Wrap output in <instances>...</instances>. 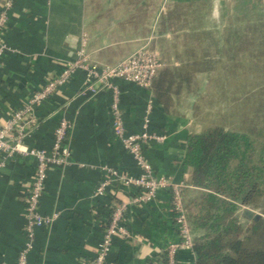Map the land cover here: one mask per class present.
<instances>
[{"label":"crops","instance_id":"0c3cea01","mask_svg":"<svg viewBox=\"0 0 264 264\" xmlns=\"http://www.w3.org/2000/svg\"><path fill=\"white\" fill-rule=\"evenodd\" d=\"M4 2L0 0V8ZM95 6L88 0H15L2 36L11 51L0 58V124L22 107L32 92L57 76L76 57L83 42L90 59L100 64L132 52L149 38L164 63L160 71L185 63L178 55L184 48L167 53L157 45L154 34L139 37L135 31L130 34L117 28L114 19L104 22ZM166 35L163 32L158 37ZM196 74L200 76V72ZM113 81L120 91L119 106L129 132L141 130L146 105H152L150 128L164 135L144 148L154 172L183 185V201L197 196L199 190L189 184L191 168L184 163L187 138L198 133L195 94L184 90L171 95L166 110L151 88L122 79ZM61 119L72 124L68 134L70 162L50 166L39 203L41 213L57 212L58 217L36 228L28 264H90L113 208L128 201L134 192L112 183L102 196H94L104 177L102 167L140 173L129 150L113 133L110 91L87 89L81 69L34 108L32 127L23 145L49 148ZM0 162V264H15L25 243V200L36 160L21 155L4 159L0 154ZM169 207L168 189L158 191L147 204L128 205L122 223L130 236L114 237L105 264H164L165 247L179 240ZM176 264H195L193 249H179Z\"/></svg>","mask_w":264,"mask_h":264},{"label":"rangeland","instance_id":"374dc122","mask_svg":"<svg viewBox=\"0 0 264 264\" xmlns=\"http://www.w3.org/2000/svg\"><path fill=\"white\" fill-rule=\"evenodd\" d=\"M90 2L104 22L114 19L117 28L139 37L154 34L167 53L184 48L179 68L191 69L197 132L215 124L264 132V0ZM163 32L166 37H158ZM252 210L263 215L261 208Z\"/></svg>","mask_w":264,"mask_h":264},{"label":"built area","instance_id":"2783aa9c","mask_svg":"<svg viewBox=\"0 0 264 264\" xmlns=\"http://www.w3.org/2000/svg\"><path fill=\"white\" fill-rule=\"evenodd\" d=\"M15 0H5L0 8V58L11 51L3 39V32L7 27L9 11ZM151 38L134 49L127 57L115 65L99 66L94 63L86 52L84 42L77 51L76 57L71 59L62 71L41 88L32 92L27 102L14 110L10 117L0 124V154L8 158L15 155L32 156L36 160L34 177L30 182L25 200L24 246L18 251L15 264H28V253L33 248L35 230L51 224L58 213L43 214L39 210L40 197L43 193L47 171L52 165L65 166L70 162V148L68 134L72 126L66 119L58 121L54 129V139L49 148H34L23 145V139L32 127L34 108L49 95L63 86L77 69L85 74L87 89L95 91L107 89L111 93V126L115 136L123 146L129 150L136 165L140 168L138 175L119 172L110 166H103L104 177L94 189V196H102L105 189L112 183H118L134 192L128 201L117 204L105 226L102 240L96 247V252L90 264H105L116 235L130 236L129 230L123 225V214L128 205L142 206L153 201L158 191H170L169 211L177 229L179 240L169 243L164 249V264H176V253L179 249L192 248L193 234L190 229L182 199L181 184L154 172L146 161L144 148L151 141H161L163 134L154 132L150 128L152 105H146L141 123V130L129 132L123 120L120 109V91L114 79H122L135 83L144 88H150L152 80L164 67L159 52L150 45ZM2 162H0V165Z\"/></svg>","mask_w":264,"mask_h":264},{"label":"trees","instance_id":"16d2710c","mask_svg":"<svg viewBox=\"0 0 264 264\" xmlns=\"http://www.w3.org/2000/svg\"><path fill=\"white\" fill-rule=\"evenodd\" d=\"M130 53L94 63L115 65ZM187 70L167 68L152 80L150 88L166 110L171 95L190 92L193 77ZM184 163L191 168L189 184L199 190L197 196L183 201L195 264H264V132L208 126L189 134ZM244 207L261 208L263 215L245 219L239 214Z\"/></svg>","mask_w":264,"mask_h":264},{"label":"water","instance_id":"95a60500","mask_svg":"<svg viewBox=\"0 0 264 264\" xmlns=\"http://www.w3.org/2000/svg\"><path fill=\"white\" fill-rule=\"evenodd\" d=\"M241 216L245 219H254V220H257L259 219V217L261 216L260 214L256 213L254 210H252L251 208L249 207H244L242 210H241Z\"/></svg>","mask_w":264,"mask_h":264}]
</instances>
